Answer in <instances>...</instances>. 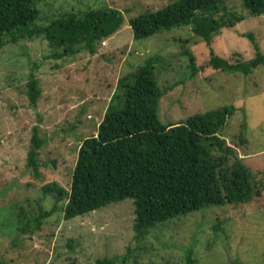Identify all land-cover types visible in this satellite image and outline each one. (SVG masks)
Here are the masks:
<instances>
[{
	"label": "rangeland",
	"instance_id": "obj_1",
	"mask_svg": "<svg viewBox=\"0 0 264 264\" xmlns=\"http://www.w3.org/2000/svg\"><path fill=\"white\" fill-rule=\"evenodd\" d=\"M175 1L38 0L40 26L65 13L101 8L120 11L124 23L97 45L96 55L82 51L50 59L53 48L42 36L0 49V264H91L124 256L127 246L133 250L130 258L119 264H187L189 250L195 264H264V192L250 204L213 207L157 224L143 242L134 239L131 199L71 221L64 219L66 202H61L39 231L30 230L40 210L54 205L43 186L57 183L70 191L78 150L86 138L96 136L118 80L149 58L156 59L160 88L184 81L161 98L160 121L176 124L233 105L235 113L221 138L264 184V66L249 76L214 71L207 67L209 48L190 27L134 40L131 19ZM228 6L242 20L214 37L215 53L230 63L252 60L256 52L243 36L253 33L264 54V16H251L239 2ZM186 49L197 57L198 68L205 67L194 77ZM32 71L42 92L35 109L26 87ZM34 127L45 140L40 179L27 168ZM217 223L220 232L213 229Z\"/></svg>",
	"mask_w": 264,
	"mask_h": 264
},
{
	"label": "trees",
	"instance_id": "obj_2",
	"mask_svg": "<svg viewBox=\"0 0 264 264\" xmlns=\"http://www.w3.org/2000/svg\"><path fill=\"white\" fill-rule=\"evenodd\" d=\"M228 2L241 3L253 17L264 16V0H177L156 11L145 10L131 19L129 26L135 41L190 27L192 34L209 48L207 67L249 76L264 66V54L253 33L243 36L256 52L250 61L230 63L212 48L214 37L222 29L242 20ZM37 5L38 0H0V49L42 36L53 48L50 59L60 60L82 51L96 55L97 45L124 23L120 11L101 8L65 13L49 25L40 26ZM184 55L193 77L199 69L204 71L205 67H197V57L191 50L186 49ZM155 63L156 59L149 58L118 80L117 93L110 100L96 136L86 138L78 150L70 191L57 183L43 186L42 193L53 196L54 205L34 217L32 232L42 228L61 202H66L64 219L71 221L131 199L134 239L143 242L157 224L178 216L213 207L250 204L262 197L263 179L258 180L221 138L236 108L224 106L176 124L161 122L158 115L161 98L184 81L160 88ZM37 68L35 64L33 70ZM26 87L35 109L42 92L33 71ZM39 134V128L34 127L27 154V168L36 179L41 178L40 150L45 144ZM261 175L264 176V171ZM213 229L220 232V223ZM131 251L127 246L126 255L97 259L91 264H119L130 258ZM195 263L193 251L189 250L187 264Z\"/></svg>",
	"mask_w": 264,
	"mask_h": 264
}]
</instances>
